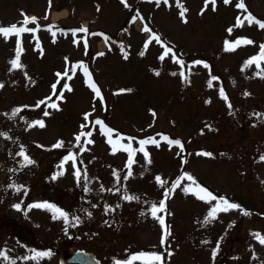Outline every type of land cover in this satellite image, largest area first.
<instances>
[{
	"label": "rangeland",
	"instance_id": "374dc122",
	"mask_svg": "<svg viewBox=\"0 0 264 264\" xmlns=\"http://www.w3.org/2000/svg\"><path fill=\"white\" fill-rule=\"evenodd\" d=\"M179 2L187 9L183 17L177 0L167 4L161 0L159 6L155 0H126L127 7L121 0H0V26H21V13L36 18L27 25L35 31L19 37L22 68L12 69L10 64L17 54L18 38L0 35V133H4L0 135V250L15 264L58 262L54 251L47 257L24 259L30 257V247L40 250L50 243V248L58 249L62 239L64 219H53L50 210L28 207L39 202L67 213L74 210L79 223L73 241L92 249L101 264L129 260L117 259L125 257V251L162 254L163 264H264V244L254 236H264V161L260 159L264 155V79L256 75L260 69L255 64L244 67L264 45V29L247 21L235 26L238 16L243 20L247 15L236 7L239 0L227 4L216 0L215 10L212 4L205 7V0ZM244 3L248 12L264 21V0ZM137 13L141 19L133 25ZM144 25L150 28L147 36L140 29ZM55 26L60 28L54 30ZM81 27L89 33L116 36L126 45L127 58L107 39L102 42L97 35L85 37L82 32L73 35ZM153 34L161 43L152 39ZM241 38L254 43L225 50L226 41ZM166 47L172 51L161 60ZM173 53L183 68L173 61ZM81 63L100 90L99 97L83 69L72 71ZM260 68L264 69V62ZM66 69L71 79L63 76ZM65 83L71 91L64 89ZM221 89L226 98L221 97ZM61 91L63 98L57 99ZM40 101L45 103L37 106ZM53 102L58 110L49 107ZM17 108L21 111L9 118ZM85 114H89L87 120ZM96 120L114 130L112 140L118 134L120 145L131 144L136 150L130 166L129 153L113 152ZM35 121H43L45 127H28ZM81 131L92 132L91 137H81L86 150L80 154L89 186L97 195L100 185L104 189L90 207L71 186L72 160L57 164L55 187L44 179L57 150L72 145ZM148 138L157 143L139 151V141ZM86 139L92 143H84ZM175 140L182 149L169 143ZM58 142L62 146L53 147ZM22 149L33 163L26 164L17 155ZM118 173L120 179L128 176L123 186H115ZM185 173L240 208L219 212L204 223L215 201L205 203L186 194L183 189L191 183L186 178L165 199V191ZM68 185L73 189H67ZM161 200L166 210L157 215L164 217L171 232L164 246V229L150 212ZM17 204L19 210L14 207ZM0 264L7 262L0 258Z\"/></svg>",
	"mask_w": 264,
	"mask_h": 264
},
{
	"label": "snow or ice",
	"instance_id": "6c2138e0",
	"mask_svg": "<svg viewBox=\"0 0 264 264\" xmlns=\"http://www.w3.org/2000/svg\"><path fill=\"white\" fill-rule=\"evenodd\" d=\"M121 2L125 3V6L127 7L126 0H121ZM149 2H152V0H149ZM224 2L227 4V3H230V0H224ZM155 3L157 4V6H159L160 3H161V0H155ZM163 3L167 4L168 0H163ZM215 3H216V0H205V7H207L208 4H212L213 10H215ZM177 6L180 7V9H181L180 15H181V17H183L185 12L187 11V9L184 8L182 4H180L179 0H177ZM236 7L238 9H241V10L247 12V15L244 16L243 20L239 16L237 17V23L235 25L236 27L242 26L244 21H247L250 25L255 23L259 28L264 29V21H260V20L256 19L250 12H248V10H247V8L245 6L244 0H239V2L236 4ZM21 15L24 17L23 21L21 22V26L18 27L16 24H13V25H10V26H7V27L0 26V35L4 36L5 38H7L9 35H15L18 38L17 39V54H16V57L13 60L10 61L12 69H19V68L23 67L21 65V63H20V52L22 51L21 41L19 39L20 35L25 33V32H34L35 31V29L28 28L27 25L30 24V23H35L36 22V18L35 17H31L30 18L24 13H21ZM137 17H139V13H137ZM137 17H133V20H135ZM143 30L145 32H149L150 31V29L147 27V25H145ZM231 31L232 30L229 29V32H231ZM76 32L84 33L85 37H87L88 35H98L97 33H89L88 30L86 28H83V27H81L80 29H77V30H73V35H75ZM152 39L155 40L157 43H161V40H160L159 36L156 35V34L152 35ZM253 43L254 42L252 40L245 39V38L237 39L234 43H229V42L226 41L225 42V45H226L225 46V50L226 51H235V49L237 47L241 46L242 44L250 45V44H253ZM145 47H147V43H146ZM85 48L87 49V40L86 39H85ZM171 51H172L171 48L166 47L165 51H164V54L160 57V59L163 60L164 57L167 56ZM101 55H102V53H101ZM141 55H143V52L141 53ZM125 58H127V57H125ZM172 58H173V61L175 63L180 64L181 67L183 68V66H184L183 62L181 60H179L175 56L174 53L172 54ZM261 62H264V45H260V52H259L258 55L254 56V57H251L249 60L245 61L244 67H248V66H250L252 64H255L256 67L258 69H260L256 73V75L260 76V78L264 79V69L260 68ZM199 63H201V62L200 61L194 62V64H199ZM204 66L208 67L207 64H205ZM76 67H79V68L84 70L85 76L88 77L89 86L95 91L96 96L99 97L100 96V90L97 88V86L95 85L94 82H91V76H90V73L87 70L86 65L81 63V64H79L77 66H73V68H72L73 72L75 71ZM68 71L69 70L66 69L65 73L63 74V76L67 77L68 79H71V76L68 75ZM158 74L159 73H157V75ZM57 75L60 76L61 74L58 73ZM180 75L182 76V78L186 79L185 74H184L183 71L180 73ZM213 79H215V77H213ZM0 87H3V85L0 84ZM52 87H53V94L55 95L56 94V85H53ZM63 87H64L65 90L71 91V88H70V86L67 83H65ZM245 95H248V94L245 93ZM221 97L222 98H226V97H224L223 89H221ZM62 98H63V91L60 92V94L57 97V99H62ZM47 99L50 100L51 97H49ZM41 103H45V101L38 102L37 106H39V104H41ZM49 107L56 108L58 110V105L56 103H54V102L51 103L49 105ZM20 111H21V109H19V108L13 109L9 118L16 117L17 114ZM44 115L47 116V115H49V113L47 111H45ZM88 115L89 114H85V120L88 119ZM256 115L260 116L262 114L257 113ZM94 123L97 124V125H100L102 133H105V134L108 135V137H109L108 142L112 145L113 152H115L117 150H123V151H127L129 153V166H130L131 163H132V156H133L134 152L136 151V150L132 149L131 144H129L127 146L120 145V143H119V139L120 138H119L118 134H117V139L116 140H112L111 139L114 130H112L110 128H106V126L100 120H96ZM37 125L39 127H41V128L45 127V124H44L43 121H35V122L29 124L28 127H33V126H37ZM81 127L83 129L84 127H87V125H82ZM0 135H4V133H0ZM91 136H92V132L91 131H89V132L81 131L80 134L75 137V139L77 141V146H79V144H80L81 137H91ZM164 139L167 140L168 138L164 137ZM62 143L63 142H58L53 147H61ZM84 143L90 144V143H92V141L90 139H86L84 141ZM148 143L156 144L157 141L154 138H148V139H145V140H140L139 144L141 145V147L138 150L139 151H144V147L143 146L148 144ZM169 143L178 145V146L181 147V149L183 147L179 140L169 141ZM85 150H86L85 148H81V151H85ZM17 155L18 156H22L26 164L33 163V161L31 159H29V157L24 153L23 149L19 153H17ZM144 155L147 158L148 153L144 152ZM197 155L210 156L211 154L210 153H197ZM260 159L262 161H264V155H262L260 157ZM68 160H72L74 162V164H75V156L71 152L69 153V155L67 157H65V161H68ZM60 174L62 175L63 173L61 172ZM74 175L76 176L77 180L79 181V179H80V170L77 169L76 172L74 173ZM130 175H131V172L129 171L128 176H130ZM128 176H125L124 179L125 180L128 179ZM55 178L56 177L54 176L53 179H55ZM185 178L188 181L191 182L189 185L185 186L184 189H183L186 194L191 193V194L195 195L197 199H199L201 201H204L205 203H210V202L215 201V204L208 211V214H207V216L204 219V223H209L211 220L215 219L216 216H217V213H219V212H226V211H229V210H232V209L240 208V206L238 204L229 202L225 197H217L211 191H209L207 188L199 185L191 175H188L186 173L182 174L181 177H179L176 181H174L172 183V187L165 191V194H164L165 195V199L170 198V193L172 191H174L177 187H179L181 180H183ZM84 179L87 180V174L86 173L84 174ZM156 179H157L158 182H161L162 184L166 183V182H162L160 180V177H156ZM117 181L119 182V177H117ZM10 187H12V185H10ZM16 190L19 191L20 187L17 186ZM88 190L89 189L87 187H85V191H88ZM101 190H104V189L102 188ZM108 191H111V189H108ZM123 198L126 199V200L137 199L136 197H132V196H124ZM14 207H16L17 210L20 209V205L19 204L14 205ZM28 207L29 208H42V209L50 210V211L53 212V219L63 218L66 224H68V222H69L68 214L65 213L63 210L55 207L52 204L39 203V204L28 205ZM165 210H166L165 200H161L159 202L158 206L154 203L151 206V208H150V212H151L152 217L154 219H157L159 221L160 225L162 226V228L164 229L163 235L161 237V246L165 245V243L167 241V237L171 235V232L169 230V226H167L165 224L164 217L157 215L158 212H163ZM241 211H242L243 215H249L248 212L243 211L242 209H241ZM88 215L90 216L91 213H88ZM142 215H143V213H142ZM73 219L75 220L76 223H79V217H74ZM71 226H75V224H73ZM254 236L261 244H264V236H261L259 233H255ZM33 252H34V256H32V257H24V259L43 258V257L50 256L52 254L51 252H36L35 250H33ZM215 254L216 253H215V250H214L213 251V257H215ZM77 255H80V254L78 253ZM167 255L171 256V255H173V253L172 252H168ZM0 258H2L5 262H7V264H15V261L12 260L7 255V253L5 251H3V250H0ZM137 260L142 261L143 264H163L164 258H163V255L159 254V253H143L142 252V253H138V254L132 255L129 258L128 261H124V262L116 261L115 264H132L133 261H137Z\"/></svg>",
	"mask_w": 264,
	"mask_h": 264
},
{
	"label": "trees",
	"instance_id": "16d2710c",
	"mask_svg": "<svg viewBox=\"0 0 264 264\" xmlns=\"http://www.w3.org/2000/svg\"><path fill=\"white\" fill-rule=\"evenodd\" d=\"M134 17H136V16H134ZM132 20H133V18H132ZM84 138H87V137H84ZM82 144H83L82 140L80 141L79 146H77V141H73L72 145L66 146L65 149L57 150V156H55L54 160H52L51 165L48 168L47 174H45V176H44V179L46 181L48 180L50 182V185L55 187L57 185V180L59 178L58 177V178L53 179L54 176L55 177L57 176V174H56L57 173L56 172L57 171V164L58 163L64 164L65 157H67L69 155V153L71 152L75 156V164L72 161V163L70 165V170H72V173H73L71 186H73V188L75 186L76 191L79 193L78 196L80 198L83 197L85 205L90 207V204L92 203V201L97 199V197H99V196H103V195H101V193H102L101 189L103 188V185H100L101 188H99L97 190V193L99 195H97V194H95V192H92L91 186H89L90 177L87 180L84 179V174L86 173L88 175V172H87V168H85L83 166L82 162H84V161L80 158ZM124 168H126V167H123V169ZM77 169L80 170L79 181L77 180L76 176L74 175V173L76 172ZM117 177H119V182L117 181V178H116L115 186H123L121 184L125 181V179L124 178L120 179V175H118ZM69 186L70 185H68L66 188L70 189L71 186L70 187ZM85 187H87L89 190L85 191ZM105 187H106V185H105ZM105 190H106V188H105ZM221 196H223V194H221ZM233 201L235 202L236 199ZM35 204H38V203H35ZM65 213H67V212H65ZM67 214L69 217V222H68V224L64 223L63 226L61 227L60 232L62 233V239H61L58 247H65L68 245L75 244V242L73 241V237L76 235V230H78V223H76L75 220L73 219L74 218V210L69 211V213H67ZM73 224H75V226H71ZM48 228H49V226H48ZM50 246H51L50 243H48L47 247L44 245V247H41L40 250H38L37 248H34V247H30V249H29L30 257L34 256L33 250H35L36 252L43 251V250L48 251V252H52V251L56 252L57 248H50ZM125 252L126 253L123 255L125 257L118 256L117 259L118 258H124L127 260L132 256V253L134 251H125Z\"/></svg>",
	"mask_w": 264,
	"mask_h": 264
},
{
	"label": "water",
	"instance_id": "95a60500",
	"mask_svg": "<svg viewBox=\"0 0 264 264\" xmlns=\"http://www.w3.org/2000/svg\"><path fill=\"white\" fill-rule=\"evenodd\" d=\"M80 255H77V254ZM58 260L61 264H100V259L96 254L85 248H76L68 246L60 249L58 252Z\"/></svg>",
	"mask_w": 264,
	"mask_h": 264
},
{
	"label": "bare ground",
	"instance_id": "6f19581e",
	"mask_svg": "<svg viewBox=\"0 0 264 264\" xmlns=\"http://www.w3.org/2000/svg\"><path fill=\"white\" fill-rule=\"evenodd\" d=\"M58 15V12H54V16L56 17Z\"/></svg>",
	"mask_w": 264,
	"mask_h": 264
}]
</instances>
